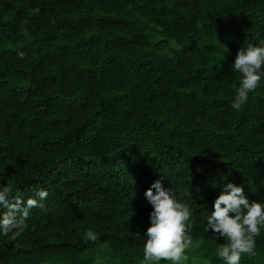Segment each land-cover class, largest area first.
<instances>
[{"label": "trees", "instance_id": "1", "mask_svg": "<svg viewBox=\"0 0 264 264\" xmlns=\"http://www.w3.org/2000/svg\"><path fill=\"white\" fill-rule=\"evenodd\" d=\"M249 44L264 0H0V184L48 193L0 264L145 263L161 176L193 211L187 260L222 264L203 222L222 185L264 201V81L231 108ZM241 264H264V231Z\"/></svg>", "mask_w": 264, "mask_h": 264}, {"label": "clouds", "instance_id": "2", "mask_svg": "<svg viewBox=\"0 0 264 264\" xmlns=\"http://www.w3.org/2000/svg\"><path fill=\"white\" fill-rule=\"evenodd\" d=\"M216 41L223 49L225 60L229 49L217 37ZM230 67L238 74L231 108L239 111L249 101L250 93L264 81V45L241 47ZM164 178L161 176L144 192L152 207L150 226L143 235L146 238L143 245L145 264H160L161 261L183 264L187 260L186 251L194 244L190 235L193 211L187 203L181 202L172 188L164 186ZM11 191L7 184H0V237L15 240L27 229L31 209L43 207L48 193L38 190L33 198L21 202L13 199ZM203 222L205 233L211 232L214 240L225 241L217 243L216 249L222 264H241L242 256L255 255L256 237L264 231V201L250 200L242 185L224 183ZM85 236L90 241L97 239L92 230L86 231Z\"/></svg>", "mask_w": 264, "mask_h": 264}, {"label": "rangeland", "instance_id": "3", "mask_svg": "<svg viewBox=\"0 0 264 264\" xmlns=\"http://www.w3.org/2000/svg\"><path fill=\"white\" fill-rule=\"evenodd\" d=\"M196 262H197V260L192 258V259H188V260L184 261L183 264H197ZM91 264H119V261H117L116 259H112V258H108L106 260V258L102 257V258L97 259L95 261V263H91ZM142 264H145V263H142ZM160 264H171V262H168V263H161L160 262ZM206 264H208V262Z\"/></svg>", "mask_w": 264, "mask_h": 264}]
</instances>
